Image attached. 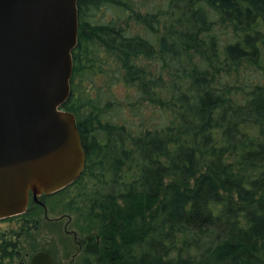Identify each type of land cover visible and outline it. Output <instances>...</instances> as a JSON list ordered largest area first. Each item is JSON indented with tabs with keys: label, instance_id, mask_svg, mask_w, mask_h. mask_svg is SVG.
I'll return each mask as SVG.
<instances>
[{
	"label": "trees",
	"instance_id": "16d2710c",
	"mask_svg": "<svg viewBox=\"0 0 264 264\" xmlns=\"http://www.w3.org/2000/svg\"><path fill=\"white\" fill-rule=\"evenodd\" d=\"M77 18L60 109L84 167L3 218L0 264L40 248L42 209L92 227L78 264H264V0H77Z\"/></svg>",
	"mask_w": 264,
	"mask_h": 264
},
{
	"label": "water",
	"instance_id": "95a60500",
	"mask_svg": "<svg viewBox=\"0 0 264 264\" xmlns=\"http://www.w3.org/2000/svg\"><path fill=\"white\" fill-rule=\"evenodd\" d=\"M77 0H0V219L78 178L85 163L70 94ZM29 264H55L37 250Z\"/></svg>",
	"mask_w": 264,
	"mask_h": 264
},
{
	"label": "rangeland",
	"instance_id": "374dc122",
	"mask_svg": "<svg viewBox=\"0 0 264 264\" xmlns=\"http://www.w3.org/2000/svg\"><path fill=\"white\" fill-rule=\"evenodd\" d=\"M118 98L124 96V89H116ZM76 216L72 213L61 211L40 210L36 230L32 236L39 249H32L28 253L20 254L14 260H4L2 264H29L30 257L37 251H48L53 255L55 264H78L82 255L83 247L87 238L94 234L91 226L80 228L81 222L76 223ZM8 228H15V225L6 219H0V232ZM28 240H23V244L28 249ZM32 241V240H31Z\"/></svg>",
	"mask_w": 264,
	"mask_h": 264
},
{
	"label": "flooded vegetation",
	"instance_id": "af4514ba",
	"mask_svg": "<svg viewBox=\"0 0 264 264\" xmlns=\"http://www.w3.org/2000/svg\"><path fill=\"white\" fill-rule=\"evenodd\" d=\"M31 196L29 197V200H30Z\"/></svg>",
	"mask_w": 264,
	"mask_h": 264
}]
</instances>
